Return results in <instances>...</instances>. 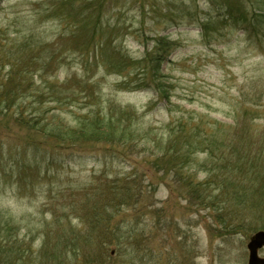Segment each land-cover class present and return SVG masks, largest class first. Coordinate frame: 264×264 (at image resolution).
Returning a JSON list of instances; mask_svg holds the SVG:
<instances>
[{
	"label": "rangeland",
	"instance_id": "obj_1",
	"mask_svg": "<svg viewBox=\"0 0 264 264\" xmlns=\"http://www.w3.org/2000/svg\"><path fill=\"white\" fill-rule=\"evenodd\" d=\"M239 1L248 18L257 15L254 27L222 17L210 0H0V85L17 63L19 104L39 99L69 127L119 106L134 114L122 121L134 135L166 140L179 135L180 123L186 132L198 126L235 138L256 167L231 178L244 198L264 199L257 193L264 185V0ZM83 5L104 32L91 45L74 30ZM159 38L166 49L155 91L158 81L147 86L132 62ZM50 85L68 97L62 107L49 102ZM162 152L62 144L0 114V219L23 240L24 263L247 264L246 245L264 231V216L219 195L220 174L201 166L207 152L177 173ZM189 176L216 199L197 200Z\"/></svg>",
	"mask_w": 264,
	"mask_h": 264
},
{
	"label": "trees",
	"instance_id": "obj_2",
	"mask_svg": "<svg viewBox=\"0 0 264 264\" xmlns=\"http://www.w3.org/2000/svg\"><path fill=\"white\" fill-rule=\"evenodd\" d=\"M210 1H214L216 5H219L218 7L222 11V17L232 20H238V18H240L248 25L247 29L254 27L253 24L256 23L257 15L248 18L249 15L242 2L239 0ZM222 2H224V4H221ZM83 7V9L78 10L76 13L80 20H78V25L74 26V30L76 33L80 32V34L88 38L89 41H91L89 45H91L95 42V38L100 37L101 32L102 34L104 32L100 24H93L92 21L88 20L89 17H86L85 13L89 10V6L83 5ZM90 14L92 15L91 12ZM95 14L96 18H98V13ZM235 14H237V16H234ZM258 14H264V10L261 9ZM112 30L113 29L110 31ZM70 33L72 35L75 34V32ZM163 40L164 38H159L151 53L147 52L141 60L132 62L133 66L138 67V75L142 77V82L149 81L146 82L148 83L147 86H152L158 81L157 85L155 84L157 87L154 89L155 91L159 90L161 87V83H159V77H161V75H159V72L163 58H160V54L166 49V42ZM105 44L108 43H103V46H105ZM25 47L26 46L21 47L23 52ZM101 63L104 64L105 60L102 59ZM108 63L107 64L111 66V62ZM20 73L21 70L17 63L11 65L8 78L0 85V114H8L20 125L62 144L76 145L87 142H101L108 145L120 144L128 149L139 148L143 151H150L156 148L163 151L162 158L168 159V162L166 160L165 162L170 164V166L172 165L173 167L170 168V170H174L176 173L183 165H189L194 162V154L207 152V160L201 163V166L210 174L214 173V176L220 174L219 187L221 193L219 195L225 193L227 196L228 193V197L235 202L234 205L241 207L247 205L249 208L256 210L257 214L264 216V199L259 197L258 199L249 201L248 198H244L247 195L245 188L241 185H237L235 183L236 181L231 178L233 177L232 173H234V171H244L248 173L249 171L253 172L256 167V161H253L255 158H246L239 147L231 141L235 138H224L222 135H205L198 126L186 132L184 128L185 125L180 123L176 128L179 135H168L166 140H162L158 138L157 135H152L150 132H146L145 135H134L133 132L129 130L128 126H122L123 118L132 117L134 114L132 111L131 113L128 111L130 109L121 108L119 106H114V108L111 106L108 116H101L97 112L92 115L88 114V116L84 118H78V127L66 126L60 119L55 122L56 118L60 116L51 108L47 111L44 110L42 105L43 102L39 103V99L31 103L29 107H33V112L26 115L25 112L29 107L26 108V105L22 106L19 104L25 97L22 81L19 77ZM123 85H125V83ZM128 86L129 85H126L124 88H129ZM59 88V86L52 85L48 87V91L50 92L48 94L49 102L54 105L58 104V106L62 107L63 101L68 97L62 92L58 93L57 91ZM37 103L38 106L35 107ZM50 119L54 120L49 121ZM208 163H210V165H207ZM185 180L188 181V185H191L193 196H195L197 200H202L201 203L207 200L210 202L211 198L214 200L216 199L214 196L212 197L211 194L204 196L205 190H198L199 184L194 183L192 177L189 176ZM257 191L259 195H262L264 193V185H260ZM112 198H117L116 194H114ZM96 210L95 205H93L91 211L95 214L94 216H97ZM17 234L18 232L15 227L8 220L0 219V264H25L24 257L27 250L23 248V240H20ZM91 236L92 233L84 234L83 237L85 238V242H87ZM72 249L76 250L74 246ZM57 258L58 257L53 259ZM87 262L90 263L91 260L87 259Z\"/></svg>",
	"mask_w": 264,
	"mask_h": 264
},
{
	"label": "water",
	"instance_id": "obj_3",
	"mask_svg": "<svg viewBox=\"0 0 264 264\" xmlns=\"http://www.w3.org/2000/svg\"><path fill=\"white\" fill-rule=\"evenodd\" d=\"M264 248V231L255 232L248 240L246 249L248 251L247 264H264V257L258 255V251Z\"/></svg>",
	"mask_w": 264,
	"mask_h": 264
}]
</instances>
